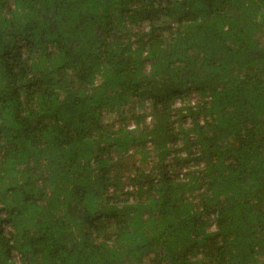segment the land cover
Masks as SVG:
<instances>
[{"label":"trees","instance_id":"16d2710c","mask_svg":"<svg viewBox=\"0 0 264 264\" xmlns=\"http://www.w3.org/2000/svg\"><path fill=\"white\" fill-rule=\"evenodd\" d=\"M0 264H264V0H0Z\"/></svg>","mask_w":264,"mask_h":264},{"label":"rangeland","instance_id":"374dc122","mask_svg":"<svg viewBox=\"0 0 264 264\" xmlns=\"http://www.w3.org/2000/svg\"><path fill=\"white\" fill-rule=\"evenodd\" d=\"M108 119H106V121H107ZM116 120V117H114L113 119H111V120H108V122H110V123H112L113 121H115ZM117 124H119V123H117Z\"/></svg>","mask_w":264,"mask_h":264}]
</instances>
